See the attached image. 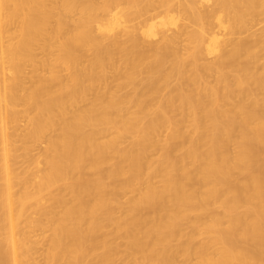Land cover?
I'll return each instance as SVG.
<instances>
[{
    "label": "bare ground",
    "instance_id": "obj_1",
    "mask_svg": "<svg viewBox=\"0 0 264 264\" xmlns=\"http://www.w3.org/2000/svg\"><path fill=\"white\" fill-rule=\"evenodd\" d=\"M0 264H264V0H0Z\"/></svg>",
    "mask_w": 264,
    "mask_h": 264
},
{
    "label": "rangeland",
    "instance_id": "obj_2",
    "mask_svg": "<svg viewBox=\"0 0 264 264\" xmlns=\"http://www.w3.org/2000/svg\"><path fill=\"white\" fill-rule=\"evenodd\" d=\"M37 147H39V146H37ZM35 148L36 150L35 151H37V150H39L38 148ZM40 149L42 148V146L40 145V147H39ZM38 261H39V263H41L42 261H41V257H40V255L38 256Z\"/></svg>",
    "mask_w": 264,
    "mask_h": 264
}]
</instances>
